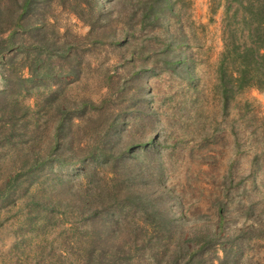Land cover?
Instances as JSON below:
<instances>
[{"label":"rangeland","instance_id":"obj_1","mask_svg":"<svg viewBox=\"0 0 264 264\" xmlns=\"http://www.w3.org/2000/svg\"><path fill=\"white\" fill-rule=\"evenodd\" d=\"M220 1L174 0L154 25L136 16L128 28L130 8L99 0L96 25L114 33L100 40L60 0L40 6L38 23L68 58L40 83L28 39L0 59V264H168L202 243L200 264L223 248L235 264H264V90L222 93ZM58 101L73 130L55 153ZM115 117L131 191L156 202L166 227L130 202L111 161L90 156ZM24 159L35 167L20 174Z\"/></svg>","mask_w":264,"mask_h":264},{"label":"trees","instance_id":"obj_2","mask_svg":"<svg viewBox=\"0 0 264 264\" xmlns=\"http://www.w3.org/2000/svg\"><path fill=\"white\" fill-rule=\"evenodd\" d=\"M47 1L0 0V59L6 51L14 46H17L18 50H23V43H26L28 39L29 47L33 53L31 54L32 63L30 62L27 66L30 78L38 83L51 72L50 69L53 66L59 65L60 59L68 58L67 48L57 44L55 39H50L43 30V23H38L42 12L40 6ZM60 2L63 7L69 8L84 24L89 26L86 36L94 37L97 40L103 36L114 38V33L102 31L96 25L100 15L103 14V11L99 9V0H60ZM116 2L124 8H130L129 14L125 15L128 28L136 20V16H138L136 21L139 22V25L145 27L154 25L163 14L173 13L174 0H116ZM220 3L219 5L223 7V46L218 60L217 74L218 84L223 95H226L228 91H238L247 86H256L264 90V0H221ZM113 9V7L109 8L108 12H112ZM29 54L26 52L27 58H30ZM53 79L57 83L58 77ZM56 87L60 88V85L57 84ZM108 88H110V83H108ZM57 91L58 89L52 90V95L47 98L50 101L57 100L53 98ZM4 93L1 92L2 96L0 97H4ZM227 97L224 96V98ZM106 101H108L107 97L102 98L100 107ZM67 105L63 101L56 102L55 115L57 117L49 144L51 146L48 147L50 152L57 153L59 147L65 142L62 138H65L73 130L67 116ZM106 119L104 118L103 121L106 122ZM114 119L109 124V129L104 132L98 151L90 150L94 164H107L111 161L116 176L121 174L122 181H126L125 187L130 202L136 203L142 208L144 214L150 215L158 223L161 220L166 221L161 211L156 207V202L151 200L146 193L139 196L131 191L135 175L130 171L127 160L124 159V153L122 154L124 150H121V153L117 155L113 151L115 143L111 140L114 139L113 125L116 123L117 117ZM13 123L10 124L11 127ZM22 129L25 133L29 132L30 135L35 133V130L28 131L26 125H22ZM33 167H35V162L32 163L29 159H24L23 164L19 166V172L20 174L30 172ZM118 167L121 169L118 170ZM162 222L159 224L166 227L167 224ZM203 246L202 243L198 249L193 248L190 252L181 247L173 253L168 264H179L178 257L186 255L188 260L184 264H200V250ZM223 251V258H220L217 264H235L232 260L233 257L230 256L231 251H227L225 248Z\"/></svg>","mask_w":264,"mask_h":264}]
</instances>
